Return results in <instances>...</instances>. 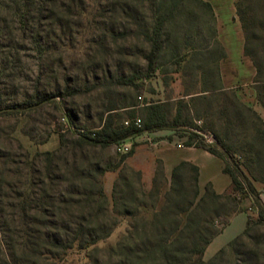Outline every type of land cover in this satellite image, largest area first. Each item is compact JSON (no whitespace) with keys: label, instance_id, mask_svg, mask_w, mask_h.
I'll use <instances>...</instances> for the list:
<instances>
[{"label":"trees","instance_id":"trees-1","mask_svg":"<svg viewBox=\"0 0 264 264\" xmlns=\"http://www.w3.org/2000/svg\"><path fill=\"white\" fill-rule=\"evenodd\" d=\"M234 7L243 35V54L255 68L254 89H258L263 115L221 84L219 61L226 53L216 41L209 2L111 0V18L119 11L125 22L119 36L141 38L148 44L145 71L118 77L116 83L133 87L140 96L144 81L163 66L160 58L166 49L168 71L171 68L181 74L186 97L144 99L141 104L127 98L108 101L98 115L100 124L94 130L81 128L83 133L75 129L70 113L63 112L62 117L74 127L66 130L62 125L64 132L74 136L71 147L64 151L31 155L18 144L14 169H0V264H59L74 249H89L88 261L80 264H230L221 259L227 247L209 260H204V251L234 213L249 210L255 217L248 213L244 231L227 246L235 255L234 264H264V203L255 185L264 189V0H236ZM0 13L5 14L1 21L9 18L21 32H27L41 54L46 48L43 39L56 31L59 37L70 34L72 25L85 15L86 4L85 0H0ZM77 92L79 89L64 88L40 96L35 89L33 96H40L39 101H25L22 106L55 102L59 96ZM10 112L0 108V115ZM136 117L141 119V127L124 125L125 120ZM198 120L200 125L195 123ZM166 128L186 136V146L203 148L222 159L230 189L217 193L207 184L200 190L198 168L181 162L169 180L159 163L146 190L139 171L121 167L133 148L104 162L99 158L89 161L90 150L103 153L129 139L135 145L137 136ZM206 133L213 136L212 141H207ZM63 136L59 135L61 143ZM241 150L246 152L242 162ZM107 171H118L111 203L103 188ZM218 214L225 217L220 228L213 224ZM120 217L129 219L122 237L103 249L106 258L93 255L102 250L96 244L110 237Z\"/></svg>","mask_w":264,"mask_h":264},{"label":"rangeland","instance_id":"rangeland-1","mask_svg":"<svg viewBox=\"0 0 264 264\" xmlns=\"http://www.w3.org/2000/svg\"><path fill=\"white\" fill-rule=\"evenodd\" d=\"M212 1L223 25L227 63L239 73V78L235 79V82H243L242 78L246 77L248 72L242 58V31L239 36L231 21L233 2L232 0ZM85 4L86 13L81 17V22L72 25L70 34L59 37L56 31L54 36L47 35L43 39L46 48L41 54L36 52L30 38L25 35L27 32H21L9 18L5 22L0 20V108H9L11 111L0 115V169H14L13 161L19 158L18 144L31 155L36 151L69 149L74 136L62 129L61 118L65 116L63 112L70 113L76 123L77 131L81 128L94 130L100 124L98 115L108 101L118 102L127 98L141 104L144 99L157 101L173 96L169 91L161 95L152 93L154 89L157 91L162 87L161 79L158 80L163 77L162 70L168 71L170 67L166 63L168 61L166 49L162 51L160 58L163 66L152 79L144 81L145 88L140 93L141 99H138L133 87L120 86L116 83L118 77L145 71L144 54L148 50V44L141 38L119 36L125 29V22L119 11L114 19L111 18V0H85ZM3 15L5 14L0 13V18ZM170 75L172 79L175 76ZM252 86L256 87L254 84ZM64 88L69 91L79 89V92L66 97L59 96L55 98V102H40L31 108L22 106L25 101L35 103L39 101L40 96L62 92ZM35 89L40 96H33ZM254 90L251 94L238 98L244 99L241 101L255 113L263 115L262 106L257 99L258 89ZM63 128L65 129L64 125ZM246 132L250 133L251 130ZM60 134L64 135L62 143L59 140ZM244 137L240 139L243 140ZM131 142L133 143L134 140ZM137 144L136 141L135 145L132 144L133 151ZM88 155L91 162L96 161L97 158L104 162L108 157L110 159L118 157L119 153L116 152L115 146H112L104 149L103 153L95 148L90 150ZM239 155L240 162L246 159L244 150L239 151ZM80 156L78 153V160ZM124 172L127 173L126 170ZM114 173V171L106 173L105 189L108 193ZM255 185L259 191L263 189L259 183ZM109 202L111 203V197ZM224 219L223 214L216 215L213 218L214 227L220 228ZM128 220L127 217H120L110 237L96 244V247L102 250L94 252L93 255L106 258L103 249L113 246L122 237L127 229ZM88 253L89 249H74L59 264L85 263L88 261ZM203 258L210 259L207 253ZM221 259L234 264L235 255L230 246H227Z\"/></svg>","mask_w":264,"mask_h":264},{"label":"crops","instance_id":"crops-1","mask_svg":"<svg viewBox=\"0 0 264 264\" xmlns=\"http://www.w3.org/2000/svg\"><path fill=\"white\" fill-rule=\"evenodd\" d=\"M203 1H207L211 4L215 18V38L226 53V56L219 61L220 78L223 88L225 90H234L239 98L245 96V94H251L253 91H255L254 87L252 86V84H254L253 78L255 75V68L251 60H247V57L244 56L242 46V58L246 64L248 75L246 77L243 76V82H235V79L239 78V73L235 68L227 63V49L223 40V25L216 10L217 8L212 0ZM235 1L236 0H232L233 9L231 21L234 24V28L237 29L238 35L240 36L241 27L235 14ZM162 74L163 77L158 78V80L161 79L160 82L162 87H159L157 91L154 89L152 93L161 95L166 93V91H169L173 96L166 99H159L157 101H173L182 97H186L184 96V87L182 85L180 73L174 72L170 68L167 73ZM170 74L175 75L173 79L171 78ZM164 78H167V81H164ZM240 100L244 101V99ZM148 135V140L144 138V135H140L135 139L138 144L135 146L132 155L126 158L121 166L139 171L144 189H150L155 171L159 163H161L164 174L169 180L173 169H175L176 166H178L181 162H189L198 168V186L200 190H203L207 184H211L217 193L227 192L230 189V176L224 172V162L219 157L203 148L186 146L184 144L186 136L177 134L173 129L170 128H166ZM107 172L104 173L103 188L106 196L109 199L111 197L113 182L118 176V171H114L115 173L113 174V178L111 180L109 193L105 189V184L107 182ZM260 198L264 203V189L260 191ZM248 213L255 217V213L251 210L248 212L241 211L234 213L228 219L221 231L210 241L204 251V255L207 253L209 258H211L218 252L219 249L222 247H227L230 241L241 234L246 227Z\"/></svg>","mask_w":264,"mask_h":264},{"label":"built area","instance_id":"built-area-1","mask_svg":"<svg viewBox=\"0 0 264 264\" xmlns=\"http://www.w3.org/2000/svg\"><path fill=\"white\" fill-rule=\"evenodd\" d=\"M138 99H141V96H138ZM61 121L63 122V125H64V127H65V129L67 130V129H70V130H74V127H72V126H70L68 123H67V121H66V119H65V117H62L61 118ZM124 125H130V124H132V125H134V126H136V127H141V119L139 118V117H136V118H134V119H127V120H125L124 122ZM196 123L198 124V125H200L201 124V121H196ZM80 132H84L83 130H80ZM142 135H144L145 137V139H149L148 137H149V135H148V133H144V134H142ZM138 137V136H137ZM136 137V138H137ZM135 138V139H136ZM206 139H207V141H212L213 140V136L212 135H208V137H206ZM132 140H126V141H124V142H120V143H118V144H116V145H114L115 146V150H116V152L117 153H119V154H125V153H128L130 150H131V148H132V142H131Z\"/></svg>","mask_w":264,"mask_h":264},{"label":"water","instance_id":"water-1","mask_svg":"<svg viewBox=\"0 0 264 264\" xmlns=\"http://www.w3.org/2000/svg\"><path fill=\"white\" fill-rule=\"evenodd\" d=\"M208 135H209V134H207V133H206V134H204V136H205V137H208Z\"/></svg>","mask_w":264,"mask_h":264}]
</instances>
